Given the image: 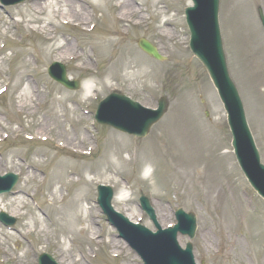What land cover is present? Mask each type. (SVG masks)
<instances>
[{
  "label": "rangeland",
  "instance_id": "374dc122",
  "mask_svg": "<svg viewBox=\"0 0 264 264\" xmlns=\"http://www.w3.org/2000/svg\"><path fill=\"white\" fill-rule=\"evenodd\" d=\"M132 1L136 8L144 9L142 20L134 17L132 22L120 25L113 21L114 25L107 16L112 12L101 10L95 13L92 33L64 25H50L41 32L45 25H34L26 16L33 14L34 0L0 8V33L9 34L0 38L1 44H8L0 87H11L0 95V123L22 131L0 143V175L21 173L13 193L0 197V213L18 219L13 228L0 224V264H38L44 253L58 264L71 260L76 264H143L107 223L97 205L99 185L114 189L116 210L153 231V223L140 209L141 191L152 200L163 228L176 222L174 213L179 208L196 214L198 230L192 243L198 264H264V202L250 188L237 164L224 108L205 68L189 49L184 12L191 1ZM150 2H160L161 11L151 8ZM260 9L264 13V0H221L220 23L229 71L264 163V126L259 121L260 114L264 116V83H255L252 77L262 69H256L253 54L242 49L250 40L264 47ZM47 16L48 12L41 18ZM166 21L170 25H165ZM30 28L40 30L32 32ZM108 34L116 36V47L102 53L100 46L107 43ZM142 38L155 44L167 60L158 62L144 54L138 47ZM63 39H69L79 54H90L86 68L79 69L80 63L75 61L57 60L52 53L46 55ZM121 49L127 53L125 65L129 69L122 70L120 79L109 84L93 82L91 92H87V82L105 77ZM53 62L64 64L71 80L81 81L80 90H68L49 78L48 67ZM131 73L134 76L127 78ZM27 76L37 93L31 101L37 107L34 115L16 116ZM113 93L151 109L166 98L169 107L160 123L140 139L96 124L99 103ZM44 121L50 126L51 140L47 142L36 139L41 137L34 133ZM59 135L75 144L67 149L60 147L62 142L55 139ZM31 137L34 141L28 140ZM105 156L106 162H100ZM60 160L67 162L63 173L68 171V177L55 170ZM31 164L38 169L26 178ZM27 179L30 183L26 188ZM46 181L49 183L45 185ZM59 187L62 194L51 196ZM123 188L128 199L119 203L116 197ZM18 197L23 202L20 214L19 202H15ZM75 204L81 214L86 207L91 209L85 226L90 227V219L94 220V232L100 236L96 241L88 236L62 238L59 228L64 224L59 217L66 206ZM33 219L42 221L46 232L37 229L27 235ZM110 239L120 247H111ZM189 241L188 237H179L183 247Z\"/></svg>",
  "mask_w": 264,
  "mask_h": 264
},
{
  "label": "water",
  "instance_id": "95a60500",
  "mask_svg": "<svg viewBox=\"0 0 264 264\" xmlns=\"http://www.w3.org/2000/svg\"><path fill=\"white\" fill-rule=\"evenodd\" d=\"M193 2L195 7L187 10L188 23L193 35L192 51L207 69L228 112L233 134V147L240 166L255 190L264 198V166L261 164L259 153L255 148L243 103L230 79L223 51L218 21L220 0H193ZM260 16L264 26V16L262 13ZM139 46L148 55L159 61L163 60L157 50L148 42L141 41ZM49 73L52 78L69 89L78 90L80 88L78 81L70 82L68 80L65 68L60 65L54 66ZM159 107L158 111L147 110L125 96L114 94L100 104L96 120L100 125L112 127L122 133L145 137L152 126L166 113L167 101L162 99ZM17 181L18 178L14 175L0 178V194L9 192ZM99 194L100 205L108 216L109 222L120 227L125 235L129 233L132 246L144 256L147 264H196L192 245L188 244L187 249L182 250L177 242L179 232L189 234L191 238L194 237L195 218L193 215H185L181 212V221L179 220L178 226L166 232L159 231L156 235L144 228L131 225L129 232V227L126 225L128 221L111 208L113 191L109 188H99ZM141 201L145 210L155 221V214L149 201L144 197L141 198ZM2 219L10 224L15 222L6 215H3ZM47 260L51 259L45 257L42 262L45 263Z\"/></svg>",
  "mask_w": 264,
  "mask_h": 264
},
{
  "label": "bare ground",
  "instance_id": "6f19581e",
  "mask_svg": "<svg viewBox=\"0 0 264 264\" xmlns=\"http://www.w3.org/2000/svg\"><path fill=\"white\" fill-rule=\"evenodd\" d=\"M151 8L156 9L157 12H160L161 9L159 7L160 2H150ZM32 12L33 14L26 15L29 19L30 23L36 25V24H44L41 28V32L45 33L48 30V27L52 25V28L54 26H62L64 24L73 25L78 28H82L85 30H88L92 23L94 22V17L96 11L100 12L101 10H109L112 13L110 14V20L116 21L118 24H125L128 23L130 20H132L134 17L139 18V20L143 19L142 11L143 8L139 7L136 8L135 4L132 0H34V3L32 5ZM46 12H48L47 19H42L41 16L44 15ZM165 25H170V21H166ZM52 31V30H49ZM5 34L0 33V38L3 37ZM116 36L113 34L107 35V43H105L104 46H100L102 53H105V50H108L109 48L114 50L116 47L114 43H116ZM243 50L247 52H251L253 54V61L256 69L260 68L262 69V72L260 74H253V80L255 83H264V47L260 46V43L256 40L249 41L245 47L242 48ZM55 54L57 60L61 61H75L76 63H80L78 65V68L83 70L86 68L89 63L91 62L90 54L82 52L81 54L78 53V49L76 46L70 43L69 39H63L62 43H55L52 45L51 50L46 52V55ZM126 55L125 49L120 50L119 56L115 59L113 62L112 67L108 71L107 75L105 77L97 78V81L94 80V78H91L89 82H87L85 88L87 92H91L93 87V82H96L97 85H106L109 84L111 80L115 78L120 77V72L122 70L129 69L125 65L126 62ZM43 58L45 56L42 55ZM53 56V55H52ZM47 59V58H44ZM4 58L0 60V71L3 72L4 67ZM134 73L129 74L127 78L133 77ZM96 79V78H95ZM120 79V78H119ZM30 78L27 76V79L24 80L23 88L21 90L20 94V102L18 104V108H16V116L27 113L28 115H34L35 110L34 108L37 107L36 103H32L31 101L34 99L35 91L32 89L30 84ZM3 84V83H2ZM10 87V85H9ZM11 88V87H10ZM263 108H264V100L262 102ZM261 119L260 125L263 124L264 126V116L260 114ZM10 133L11 136H13L15 133H21L22 131L14 130L11 128H8L7 126H2L0 123V139L4 132ZM37 137H41L44 141H47L48 136L50 135V126L47 124L46 121H44L41 126L35 130L34 132ZM40 139V138H38ZM59 142H62L59 144L60 147L67 149L69 146L75 144L73 140H70L68 138H65L63 140L62 136L59 135L55 138ZM77 149L76 147H74ZM106 162V156L102 158L100 162ZM41 162V161H38ZM100 164V163H99ZM67 165L66 160H60L59 162L55 163V170L58 172H61L64 177H68L69 173H63L64 167ZM82 168V166H81ZM38 168L31 164L29 167V170L27 172L26 178L29 177L30 171L37 170ZM83 170V168H82ZM68 175V176H67ZM33 178H36V175L33 174ZM31 178V179H33ZM34 180V179H33ZM49 183V181L45 182V185ZM30 183V179H27L25 182L24 187L27 188V186ZM52 183V179L50 180V184ZM71 183V182H69ZM85 186L89 185V182L84 183ZM51 188V186H50ZM61 188H55L51 192V196L56 197L58 194L61 193ZM51 190V189H49ZM48 190V191H49ZM62 194V193H61ZM19 199V200H18ZM117 201L119 203H124L128 196L126 192L124 191V188L119 193L118 197H116ZM82 200H85L82 198ZM15 202H19V208L17 213L20 214V210L23 209L22 205L23 202L21 200V197H18L15 199ZM65 208V207H64ZM62 216L59 217V221L64 224L61 228H59V232L63 239H66L67 235H72L74 239H80L85 238V236H88L90 239L95 240L98 233L94 232V220L90 219L92 222V225L90 227L85 226L86 222L89 223V218L91 214V209L89 207L85 208V212H82V214L79 212V205L75 204L72 206H66L65 209H63ZM22 216H25L24 214H21ZM14 216V215H13ZM131 220H133V217L128 215ZM28 230L26 231L27 235H31L34 232L39 230L40 233L46 232L43 222L37 221L33 219V222L27 226ZM67 236V237H66ZM108 244L113 248H118L120 245L115 242V240H109ZM4 253L8 255L7 250H4ZM68 260V259H66ZM77 261L71 260L67 264H76Z\"/></svg>",
  "mask_w": 264,
  "mask_h": 264
}]
</instances>
